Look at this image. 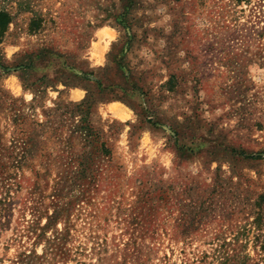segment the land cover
I'll use <instances>...</instances> for the list:
<instances>
[{
    "label": "rangeland",
    "instance_id": "1",
    "mask_svg": "<svg viewBox=\"0 0 264 264\" xmlns=\"http://www.w3.org/2000/svg\"><path fill=\"white\" fill-rule=\"evenodd\" d=\"M1 10L0 264H264V0Z\"/></svg>",
    "mask_w": 264,
    "mask_h": 264
},
{
    "label": "trees",
    "instance_id": "2",
    "mask_svg": "<svg viewBox=\"0 0 264 264\" xmlns=\"http://www.w3.org/2000/svg\"><path fill=\"white\" fill-rule=\"evenodd\" d=\"M7 19H9V15L4 10H1L0 12V43L2 42V39H3L2 37L4 35V31L2 30V27L5 26V21L7 22ZM121 21L123 20L121 19Z\"/></svg>",
    "mask_w": 264,
    "mask_h": 264
},
{
    "label": "bare ground",
    "instance_id": "3",
    "mask_svg": "<svg viewBox=\"0 0 264 264\" xmlns=\"http://www.w3.org/2000/svg\"><path fill=\"white\" fill-rule=\"evenodd\" d=\"M106 37V36H105ZM104 38V37H103Z\"/></svg>",
    "mask_w": 264,
    "mask_h": 264
}]
</instances>
